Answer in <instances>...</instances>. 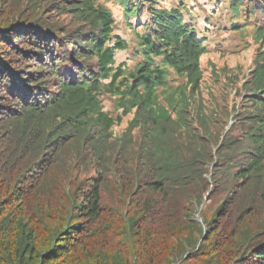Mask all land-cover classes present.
Instances as JSON below:
<instances>
[{"label":"trees","instance_id":"obj_1","mask_svg":"<svg viewBox=\"0 0 264 264\" xmlns=\"http://www.w3.org/2000/svg\"><path fill=\"white\" fill-rule=\"evenodd\" d=\"M6 1L0 0V264H264V48L240 85L242 108L230 129L206 139L212 120L202 118V101L189 103L199 99L207 48L186 21L183 0L170 8L158 7L159 0H116L124 22L136 20L128 29L139 60L127 70L114 57L129 43L104 6L74 2L67 29L56 31V20L39 17L53 3L41 9L43 0H32L28 19L6 14ZM241 3L230 1L234 13ZM258 7L263 19L253 38L262 45L264 0ZM255 10L252 4L247 22ZM102 94L115 97L120 114L103 111ZM129 113L125 132L113 135ZM134 130L146 140L137 144ZM214 136L221 141L217 170L247 181L202 178L211 188L201 196L197 175L207 173L208 152L200 142ZM81 139L89 149L73 166L86 172L68 191L71 162L52 154L65 146L77 154ZM103 189L118 194V207L103 204ZM65 191L62 217L56 202Z\"/></svg>","mask_w":264,"mask_h":264},{"label":"rangeland","instance_id":"obj_2","mask_svg":"<svg viewBox=\"0 0 264 264\" xmlns=\"http://www.w3.org/2000/svg\"><path fill=\"white\" fill-rule=\"evenodd\" d=\"M7 0L4 12L11 15H24L27 14L28 19L31 16V11L34 10V5L32 0ZM79 0H43L42 8H45L47 4L53 3L46 7L39 15L43 19L46 15H49L50 19L57 21L54 29L56 31H61L62 29H67V24L71 21V12L66 11L71 4ZM231 0H183L185 4L186 12L184 13L186 21L191 19L193 25L198 30L199 36L203 37L205 45L207 47V53L202 56L200 60V68L202 72V79L200 81L201 91L199 92V99L193 97L189 106L192 107L195 101H202L205 109L201 113L202 118H209L212 120L210 123L211 132L205 134L206 139L214 132L216 134H223L224 130L230 129L233 121V117L237 115L236 111L242 108L240 103V97L238 92L240 91V84L244 82L254 69V59L255 54L258 49L264 48V43L262 45L257 44L254 40V30L256 29V22L258 17V12H261V8L258 7L259 0H242L241 6L237 7V13H234L233 8L230 5ZM96 6H104L109 11L113 12L115 20L118 22L115 32L119 34L123 39L127 40L129 45L127 50L117 52L115 54V65L121 64L126 70L131 69L135 63L139 60L134 55H132L133 44L131 39L133 37V32L128 29V22H132L136 25V20L127 19L124 22L123 11L121 6H119L116 0H93ZM178 0H159L157 3L158 7L170 8L176 4ZM252 4H255L257 10L253 12V16L249 22L245 15H248L252 11ZM251 5V6H250ZM40 9V10H41ZM257 12V13H256ZM148 16V11L144 9L141 16V21L146 20ZM240 24L239 29L235 30L233 24ZM137 31L142 32L141 29L137 27ZM264 42V41H263ZM175 78V77H172ZM182 83V79L175 80L171 85L175 86ZM189 92V91H188ZM102 107L103 111L108 114L117 115L121 113V110H117L114 104V97L108 95H102ZM161 103H164L162 100ZM133 113L126 116H121L120 123L113 127V131L116 136H121L125 132L129 125V121L132 118ZM176 116V111L171 117L173 120ZM198 124V123H197ZM196 128V124L193 126ZM3 131V128H1ZM231 135L233 129H231ZM15 132L11 130L9 137L14 136ZM132 138L140 144L145 141L143 134H140L138 130H134L132 133ZM7 137V136H6ZM8 138V137H7ZM188 133L182 132L180 135V141L182 145H185L188 141ZM9 139V138H8ZM82 139L79 141L78 151L75 154L74 149L65 146L59 149L52 156H58L57 158L64 162H71L67 170L66 176H64V183L68 191L76 188V185L85 175V169L77 164L73 166V163L77 161L81 152H86L89 149L88 141L84 143V148H81ZM206 143V151L208 152L205 158L204 167L207 168V173H203L201 177L199 175L202 189L201 196H205L211 188V184L204 183L202 178H206L207 181L211 178L212 180L225 179L222 183L236 184V182L247 181L236 178L234 175L224 176L221 171L217 170L216 165L219 164V159H215L217 150L220 148L219 137H212L209 140H203L200 145ZM51 152L49 148L47 153ZM235 158L234 160H236ZM242 157L236 160V164H240ZM262 166H264V161ZM123 172V168L120 167ZM196 173V171L194 172ZM259 178L255 179L257 181ZM102 202L105 205L116 206L120 205L118 202V194L115 192L109 194L105 189L102 191ZM52 204V203H51ZM49 206V204H46ZM45 205V206H46ZM48 207L49 210L53 208ZM56 206L62 213V217L65 216L68 204L66 203V191L65 197L61 198L56 202ZM121 210H124V205L121 206ZM57 218H53L56 221ZM36 223L38 224L37 220ZM34 223V226L37 225ZM60 220L56 224H59ZM38 236H45L47 230L43 227L42 229H37ZM42 232V234H41ZM85 262V261H84Z\"/></svg>","mask_w":264,"mask_h":264},{"label":"clouds","instance_id":"obj_3","mask_svg":"<svg viewBox=\"0 0 264 264\" xmlns=\"http://www.w3.org/2000/svg\"><path fill=\"white\" fill-rule=\"evenodd\" d=\"M239 25H240V24H239ZM233 28H234V27H233ZM198 34H199V33H198ZM123 51H124V50H123ZM200 60H201V59H200ZM199 64H200V62H199ZM123 68H124V67H123ZM200 71H201V68H200ZM201 79H202V78H201ZM200 81H201V80H200ZM242 83H243V82H242ZM242 83H241V84H242ZM241 84H240V85H241ZM199 85H200V84H199ZM170 86L172 87V89H174L177 85L172 86L171 83H170ZM179 90H180V89L176 90L175 92H177V91H179ZM170 92H173V90H171ZM102 95H108V94H102ZM102 95L99 96V100H100V105H101V107H102V98H101ZM108 96H109V95H108ZM110 97H112V96H110ZM113 97H114V96H113ZM114 99H115V97H114ZM240 99H241V98H240ZM162 100H163V99H160V103H161ZM114 104H115V101H114ZM116 106H117V105L115 104V108H116L117 110H120V109H118V107H116ZM102 108H103V107H102ZM129 114H131V113H129ZM114 126H115V125H114ZM114 126H113V127H114ZM227 130H228L227 128L224 130L223 135H224V133H225ZM112 134L115 135V133H114L113 130H112ZM115 136H116V135H115Z\"/></svg>","mask_w":264,"mask_h":264},{"label":"water","instance_id":"obj_4","mask_svg":"<svg viewBox=\"0 0 264 264\" xmlns=\"http://www.w3.org/2000/svg\"><path fill=\"white\" fill-rule=\"evenodd\" d=\"M195 219L197 220V221H201V218H200V216H199V213L197 212L196 214H195Z\"/></svg>","mask_w":264,"mask_h":264}]
</instances>
